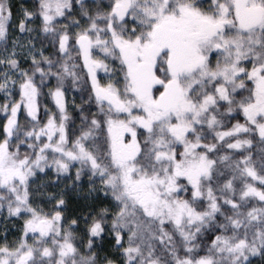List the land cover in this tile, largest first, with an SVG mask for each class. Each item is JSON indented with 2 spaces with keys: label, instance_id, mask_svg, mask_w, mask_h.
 <instances>
[{
  "label": "snow or ice",
  "instance_id": "1",
  "mask_svg": "<svg viewBox=\"0 0 264 264\" xmlns=\"http://www.w3.org/2000/svg\"><path fill=\"white\" fill-rule=\"evenodd\" d=\"M10 29L26 35L10 39ZM0 68V208L26 217L18 242L0 245V264L264 255V154L257 168L248 151L250 137L264 143V0H35L16 13L0 0ZM51 80L57 111L45 107L42 121ZM66 81L82 100L74 138ZM241 113L243 123L225 124ZM49 172L72 189L88 177L71 219L64 192L47 197L51 211L33 206L31 185Z\"/></svg>",
  "mask_w": 264,
  "mask_h": 264
},
{
  "label": "trees",
  "instance_id": "2",
  "mask_svg": "<svg viewBox=\"0 0 264 264\" xmlns=\"http://www.w3.org/2000/svg\"><path fill=\"white\" fill-rule=\"evenodd\" d=\"M33 4L35 2V0H30ZM103 3H107V0H103ZM45 45L47 46V50H46V55L49 54L52 49L49 45H47V42H45ZM73 55H75V53H73ZM77 63H80V61H77ZM25 67H27V63L24 64ZM37 81L39 82V78L37 77ZM47 87L42 88L41 90V95L38 98V103L40 105V117L41 120H46V116L44 114V109L45 107L51 112V113H55L57 111L56 107H55V103L54 100L52 99L51 96H49L48 90L49 88H54L56 81L55 80H51V82H47ZM65 88L67 89L66 93H65V97H66V102H67V110H68V114L70 117L69 120V134L71 138H74V135H78L79 134V128H80V113H79V109L75 107V105H81L82 104V100H81V94L79 91H77L76 89H74L71 86L70 81H66L65 83ZM251 88V87H249ZM247 91H244L242 93V95H247ZM86 99V94L85 97ZM239 98V97H238ZM18 99H19V95H18ZM0 103L1 105H3L5 103L3 97H2V92H0ZM85 107H87L86 105H84ZM92 111H95V106H92ZM19 119L21 121V124L26 123L27 121L25 120V113L23 111H21V113L19 114ZM239 120L241 123L244 122L243 119V115L242 113L239 115H236L234 119H225V124L227 126H231L232 124H235L236 121ZM98 135L101 136V141L103 140L104 136L106 135V130L104 133H99ZM253 139V146L248 150L249 152H251L252 157L254 162L256 163L257 168H259L260 165V161L262 158V154H264V143H261L259 140V136L258 134L255 136L250 137ZM141 140H143V137H140ZM23 151V149H22ZM247 154V153H245ZM236 158H239L238 156ZM78 167V165H77ZM75 168H72L70 170V174L74 177L75 175ZM47 175L44 174H37V177L34 180V183L31 185V199L33 202V206H39V207H43L45 211H51L53 210L52 208V203L51 205H46L45 204V199L46 196H43L42 194H40L39 190H37L39 187V185H41V181L42 178H44ZM48 176H51V181H52V186H56V194L59 195L61 192H64V198L67 201V205H68V210L64 213L65 216H67L69 219L73 218V214L77 213L81 206L84 204L85 201V197L86 196H78V193L80 194V190H83L84 192H87L88 189V177L87 175L82 177L81 183L79 184L77 189H72V181L71 180H67V179H63L61 178V180L59 181V183H55L56 181V176L54 172H49ZM61 181H68L69 185L67 186V189L65 191H60V188H64L61 187L59 184ZM67 183V182H66ZM99 183V181H97V184ZM58 186V187H57ZM37 188V189H36ZM38 194V195H37ZM96 195H101L100 193H97ZM55 203V201H53V204ZM250 204L252 206H261L258 202L256 201H251ZM0 216L2 218V229H1V233H2V238L0 237V245H3L5 242L12 244L15 242H18L19 238L22 235V225H23V221L24 219H26L25 216H20V217H16V216H9L8 211H7V207H3L0 208ZM65 223H67V221H65ZM78 231V230H77ZM219 234V233H217ZM4 235V236H3ZM209 236H211L212 238H214V236L211 233H205L204 235V243L210 244V239ZM249 237L251 238V234H249ZM6 238V239H5ZM29 243H31V239H29L28 241ZM104 251L111 253L112 249L108 247L107 242H105L104 244ZM203 254V253H201ZM264 256V255H263ZM264 260V258H263Z\"/></svg>",
  "mask_w": 264,
  "mask_h": 264
},
{
  "label": "rangeland",
  "instance_id": "3",
  "mask_svg": "<svg viewBox=\"0 0 264 264\" xmlns=\"http://www.w3.org/2000/svg\"><path fill=\"white\" fill-rule=\"evenodd\" d=\"M11 4H12V7H13V12L16 13L19 9V7L21 5H24L25 7H31L33 5V3L30 1V0H10ZM17 35H26V34H19L18 32H12V30L10 29V39L14 36H17ZM39 47V45H38ZM46 47V50H47V46L45 45ZM45 54H46V51H45ZM215 63V57H213V64ZM25 64V63H24ZM22 65L25 67V65ZM247 67V66H246ZM3 69L0 68V72H2ZM100 78H101V82L104 83L107 81V77L104 76V74L101 72L100 74ZM2 97L4 99V101L6 102L5 100V94L2 92ZM11 99H14V100H18V91H13V94H12V98ZM1 105V103H0ZM5 117H4V113L3 112H0V123H2L4 121ZM0 138H2V136H0ZM51 176H45L44 178H42V181H41V185H39V187H37L36 189L39 190L40 194H42L43 196H46V199H45V204L46 205H53V201H49L47 199V197L50 195V194H56V186H52V181H51ZM67 182V183H66ZM61 187H64L63 189L60 188L59 190L60 191H65L67 189V186L66 185H69V182L68 181H61L60 184H59ZM58 187V186H57ZM85 190V189H83ZM81 191L80 190V194L78 193V196H86L87 192H84V191ZM86 191V190H85ZM38 195V194H37ZM85 201V200H83ZM85 203V202H84ZM2 218L0 216V237L2 238ZM4 236V235H3ZM264 256L261 255V254H257V255H254V256H249V260L247 262V264H264V260H263Z\"/></svg>",
  "mask_w": 264,
  "mask_h": 264
},
{
  "label": "flooded vegetation",
  "instance_id": "4",
  "mask_svg": "<svg viewBox=\"0 0 264 264\" xmlns=\"http://www.w3.org/2000/svg\"><path fill=\"white\" fill-rule=\"evenodd\" d=\"M205 2H206V0H205ZM246 66H247L249 69L251 68V64H247ZM248 87H252V85L249 83V84H248Z\"/></svg>",
  "mask_w": 264,
  "mask_h": 264
}]
</instances>
